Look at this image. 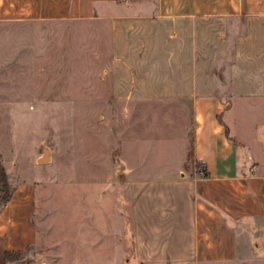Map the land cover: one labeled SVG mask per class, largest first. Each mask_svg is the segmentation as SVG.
Returning <instances> with one entry per match:
<instances>
[{"label":"crops","instance_id":"crops-1","mask_svg":"<svg viewBox=\"0 0 264 264\" xmlns=\"http://www.w3.org/2000/svg\"><path fill=\"white\" fill-rule=\"evenodd\" d=\"M92 22L112 26L102 75L111 76L114 101L190 109L189 171L128 183L144 188L128 195L135 251L124 264H264V0H0L2 119L18 105L33 111L30 101L67 105L71 50L67 40L57 50L48 31L63 26L66 36ZM16 167L14 158L4 166L13 193L0 209V264L17 251L32 264H57L37 184L14 178ZM154 185L179 187L146 192Z\"/></svg>","mask_w":264,"mask_h":264},{"label":"rangeland","instance_id":"rangeland-1","mask_svg":"<svg viewBox=\"0 0 264 264\" xmlns=\"http://www.w3.org/2000/svg\"><path fill=\"white\" fill-rule=\"evenodd\" d=\"M63 28L46 32L58 35L57 50L62 40L71 50L72 67L64 75L70 88L67 105L30 101L33 111L25 104L15 106L6 120L2 115L8 135L0 136V156L8 170L15 159L14 178L37 184L47 217L41 226L50 229L46 240L57 249V264L128 263L135 251L128 195L144 188L128 183L167 176L172 167L189 171L184 160L190 156V109L163 100L132 105L114 101L111 76L102 75L111 56V24L71 25L66 36ZM44 152L46 163H36ZM168 187L154 185L146 192L161 195ZM174 230L167 235L171 252ZM185 232L191 236L188 226ZM258 236L264 242V235ZM238 241L241 247L242 235Z\"/></svg>","mask_w":264,"mask_h":264},{"label":"trees","instance_id":"trees-1","mask_svg":"<svg viewBox=\"0 0 264 264\" xmlns=\"http://www.w3.org/2000/svg\"><path fill=\"white\" fill-rule=\"evenodd\" d=\"M196 168L200 176H202L203 178L208 177L203 164L196 163ZM12 193V186L9 183L8 176L5 172L2 161L0 160V209L10 201ZM26 256L27 251L5 252L4 264H30V261Z\"/></svg>","mask_w":264,"mask_h":264},{"label":"water","instance_id":"water-1","mask_svg":"<svg viewBox=\"0 0 264 264\" xmlns=\"http://www.w3.org/2000/svg\"><path fill=\"white\" fill-rule=\"evenodd\" d=\"M47 161L46 152L43 153L41 159L38 161L39 164H44Z\"/></svg>","mask_w":264,"mask_h":264}]
</instances>
